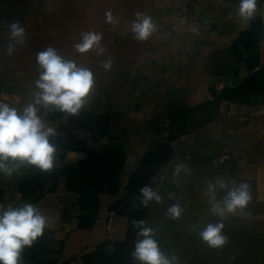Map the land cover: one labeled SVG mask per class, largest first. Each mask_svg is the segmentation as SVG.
<instances>
[{"label": "crops", "instance_id": "0c3cea01", "mask_svg": "<svg viewBox=\"0 0 264 264\" xmlns=\"http://www.w3.org/2000/svg\"><path fill=\"white\" fill-rule=\"evenodd\" d=\"M239 6L240 0H0V103L20 112L34 103L36 55L48 47L94 74L78 114L36 106L55 129L53 169L17 162L11 176L0 172V207L31 203L48 220L18 264H123L143 239L133 227L141 220L173 264H264V0L247 21ZM137 13L154 25L147 40L131 30ZM14 22L24 29L23 43L11 38ZM87 32L102 35L100 55L95 47L76 50ZM241 183L251 196L247 206L213 214L212 205ZM144 185L161 200L143 205ZM174 205L182 209L177 219L168 212ZM217 223L226 242L211 247L200 232ZM129 224L135 232L127 244Z\"/></svg>", "mask_w": 264, "mask_h": 264}, {"label": "clouds", "instance_id": "9594fccd", "mask_svg": "<svg viewBox=\"0 0 264 264\" xmlns=\"http://www.w3.org/2000/svg\"><path fill=\"white\" fill-rule=\"evenodd\" d=\"M257 0H240L239 16L245 21L250 19L256 11ZM138 22L132 23V32L136 39L147 40L154 31L152 20L148 16L141 17L136 14ZM108 22H112L111 13H106ZM11 38L19 43L24 42L25 32L18 22L11 25ZM102 35L94 32L82 34V40L75 44L79 53H87L94 47L98 49L97 55L104 52L100 47ZM9 55L13 48L9 45ZM36 62L39 65L40 76L35 81L38 91L35 94L34 103L28 104L22 112L7 103H0V172L11 176L19 164H28L38 167L44 172L51 171L54 167L56 146L49 142V138L55 135V129L47 127L37 114V105L45 108L54 106L61 112L72 115L78 114L86 103V98L94 86V74L91 70L78 66L73 60H65L57 54V51L48 47L38 52ZM105 70L111 68V61L102 65ZM76 158H82L83 154L73 153ZM182 166H177V172ZM220 188H226L225 182H219ZM216 185L209 183L208 191L215 199ZM141 203L145 206L150 201L161 200L160 195L150 186L140 188ZM251 196L248 185L241 183L227 192L223 201H217L212 205L213 214L224 217L226 213L236 214L237 210L244 209ZM221 204L223 206H221ZM173 219L179 218L182 209L174 205L168 209ZM47 217L31 203L22 207H0V264H18L21 251L25 246H31L38 237H41L47 226ZM144 221H133V227L140 228L135 250L132 257L141 264H173L164 253L161 252L157 241L153 238V230L141 227ZM224 225L209 224L200 232V237L211 247L222 246L226 237L221 234ZM174 259V258H173Z\"/></svg>", "mask_w": 264, "mask_h": 264}, {"label": "trees", "instance_id": "16d2710c", "mask_svg": "<svg viewBox=\"0 0 264 264\" xmlns=\"http://www.w3.org/2000/svg\"><path fill=\"white\" fill-rule=\"evenodd\" d=\"M168 160V157L167 158H164V159H162L161 160V162H166ZM159 164V163H158ZM158 164L155 166V168L153 169V170H156L157 169V167H158ZM150 176V175H149ZM148 178V177H147ZM150 178V177H149ZM31 194V193H30ZM29 194V195H30ZM134 232H135V229L132 227V225L131 224H129V227H128V230H127V238H126V243L128 244L129 242H131L130 241V239H131V237L133 236V234H134ZM120 243H116L115 245H119ZM104 246V244L102 243V244H100L99 245V248H102ZM129 247H131V245L129 246ZM132 249H134L135 250V246H133V247H131ZM130 248V249H131ZM129 250V249H128ZM132 260H133V257L131 256L130 258H129V260L128 261H126L125 263H123V264H130V262H132ZM50 263H52V262H50ZM45 264V263H44ZM48 264V263H47Z\"/></svg>", "mask_w": 264, "mask_h": 264}]
</instances>
